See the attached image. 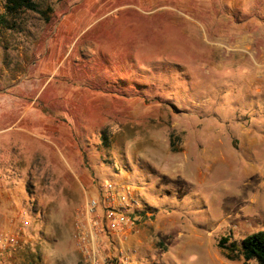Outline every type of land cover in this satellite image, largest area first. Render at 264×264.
I'll use <instances>...</instances> for the list:
<instances>
[{
    "label": "rangeland",
    "instance_id": "rangeland-1",
    "mask_svg": "<svg viewBox=\"0 0 264 264\" xmlns=\"http://www.w3.org/2000/svg\"><path fill=\"white\" fill-rule=\"evenodd\" d=\"M35 1L48 22L0 20L9 264H82L107 182L141 205L101 233L113 264H233L218 240L264 231V0Z\"/></svg>",
    "mask_w": 264,
    "mask_h": 264
},
{
    "label": "built area",
    "instance_id": "built-area-1",
    "mask_svg": "<svg viewBox=\"0 0 264 264\" xmlns=\"http://www.w3.org/2000/svg\"><path fill=\"white\" fill-rule=\"evenodd\" d=\"M141 207L128 187H118L104 183L100 187L97 200L91 199L86 205V214L92 216L88 223V232L79 231L74 236L78 246L83 249L82 264H113L111 255L104 251L100 243L101 233L122 231L132 225L131 215ZM29 215L21 213V228L29 226ZM19 234L0 233V264H9L19 247ZM125 264H130L127 260Z\"/></svg>",
    "mask_w": 264,
    "mask_h": 264
},
{
    "label": "trees",
    "instance_id": "trees-1",
    "mask_svg": "<svg viewBox=\"0 0 264 264\" xmlns=\"http://www.w3.org/2000/svg\"><path fill=\"white\" fill-rule=\"evenodd\" d=\"M31 11L38 14L45 22L49 21L50 8L42 9L35 0H5L4 14L0 20L6 26L14 24L19 18L20 11ZM228 237H222L217 242V247L222 250L223 256L228 261L242 259L245 263L264 264V231L245 237L240 246L235 242L228 243Z\"/></svg>",
    "mask_w": 264,
    "mask_h": 264
},
{
    "label": "crops",
    "instance_id": "crops-1",
    "mask_svg": "<svg viewBox=\"0 0 264 264\" xmlns=\"http://www.w3.org/2000/svg\"><path fill=\"white\" fill-rule=\"evenodd\" d=\"M139 242H141L139 239H137L136 237H133V238H130V243H131V245L132 246H134V245H138V243ZM139 246V245H138ZM135 247V246H134ZM224 258V257H223ZM225 259V258H224ZM226 260V259H225ZM226 261H228V260H226ZM229 262H231V263H233V264H237V262L238 263H240L239 261H229ZM223 264H227V262H225V261H223L222 262Z\"/></svg>",
    "mask_w": 264,
    "mask_h": 264
}]
</instances>
